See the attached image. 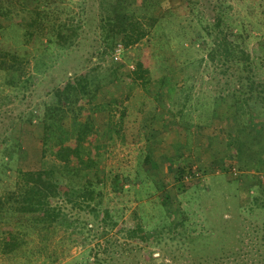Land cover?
Returning <instances> with one entry per match:
<instances>
[{"label":"rangeland","instance_id":"374dc122","mask_svg":"<svg viewBox=\"0 0 264 264\" xmlns=\"http://www.w3.org/2000/svg\"><path fill=\"white\" fill-rule=\"evenodd\" d=\"M214 1L70 0L74 11L78 5H84L87 21L83 24L80 43L67 54L64 66H80L69 69V74L98 72L103 79L93 102L83 109L96 125L84 144L83 152L89 156L93 149L91 146L97 145L96 151L102 156L104 165L101 164V170H91L87 175L59 172L58 186L64 199L73 197L76 188L83 191L85 200H90L91 192L96 195L98 190L103 191L102 205L115 210L117 224L104 236L94 233L83 236L82 233L78 239L72 240L71 246L66 243L69 242L68 237L64 238V243V233L55 234L49 246L40 251L36 249L43 242L35 236L34 242L21 246L18 251L1 253L0 264H196L197 258L218 264V255L229 252L225 249H237L238 240L248 243L260 239L264 231V163H257L247 171L239 170L234 157L236 133L232 98L227 97L228 102L223 100L218 105V73L209 78L211 66L199 68L196 62L179 68L173 76L175 82L178 81L179 85L183 82L182 76H188L191 84L183 87V93L178 87L171 89L169 83L160 87L156 82L165 65L173 60L174 53L184 55L178 59L181 61L191 48L194 49L188 39L181 45L177 41L180 37L169 41L167 36L189 23L197 25L199 9L206 11L211 18ZM224 1L231 5L232 16L248 15L256 24L264 20V0ZM116 11L132 13L137 21H142L147 33L134 42L118 37L111 49L101 53L97 49L104 46V39L99 23L102 16ZM150 17L154 18L153 24L147 21ZM159 17L161 19L156 22ZM262 27L264 29L263 24ZM254 31L260 36L263 34L261 29ZM193 41L196 49L206 47L204 39ZM117 43H121L123 48L119 58H115L113 53ZM248 47L251 52H254L253 48L257 49L254 70L264 81V44L255 43L253 39ZM42 55L50 67L55 64L52 51ZM140 61L145 68L143 76L136 73ZM59 75L55 71L47 79L60 80ZM48 84L45 81L35 87L36 92L43 93ZM160 91L169 94H164L162 102L157 103L155 97ZM4 92L9 98L13 95V89L6 88ZM184 94L189 98L185 99ZM36 95L30 96L36 100ZM176 97L178 99L174 102ZM9 98L0 100V131L5 127V131L0 133V145L3 137H6V143L14 136L29 151V154L22 153L15 165L36 168L55 162L62 168L67 154L54 152L49 146L42 156L41 124L35 118L30 123L26 116L20 114L24 106L16 97L13 100ZM143 100H147L143 111L158 104L157 116L153 120L144 118L148 124L143 128L139 126L142 131L138 133L141 129L133 120L134 117L138 121L144 117L143 112H136L143 106ZM204 100L210 103L211 108ZM169 102L173 106L171 113L165 106ZM124 114L117 128L121 133L112 135L111 119ZM258 121L257 127L264 129V117H259ZM75 144L72 141V145ZM260 152L264 158V147ZM4 155L7 157L9 154L6 151ZM73 163L78 165L77 161ZM183 165L190 167L194 175L180 181L176 178L177 170ZM64 203L66 211L81 218V225L85 221H99L97 216L86 212L87 207L80 208L70 201ZM164 203L165 206L172 205L174 210L176 206L179 212L169 215ZM182 217L184 224L180 225ZM169 221L175 227L167 226ZM138 222L143 230L137 231L135 237L117 230L135 227ZM101 227L102 224H98L96 228ZM248 257V252H245L239 258L247 261L246 264H264L263 253L255 260Z\"/></svg>","mask_w":264,"mask_h":264},{"label":"trees","instance_id":"16d2710c","mask_svg":"<svg viewBox=\"0 0 264 264\" xmlns=\"http://www.w3.org/2000/svg\"><path fill=\"white\" fill-rule=\"evenodd\" d=\"M0 2H2L0 3V89H2L0 100L9 98V95L4 92L6 88L13 89L12 96L24 106L20 114L26 116L30 123L35 118L41 124L42 156L45 148L49 146L53 147L54 152L67 154L62 168L55 162L36 168H22L15 163L22 153L29 154L28 149L23 148L19 138L16 140L13 136L6 143L4 141L6 137L2 138L0 145V254L18 251L21 246L34 242L35 236L43 242V245L36 249L37 251L48 247L53 235L59 233H64V243V238L68 237L66 239L69 242L66 243L69 246L72 240L78 239L82 233H84L83 236L90 233L104 236L114 224H117L115 210L102 205L105 198L104 192L98 190L96 195L91 192L90 200H85L83 191L76 188L73 197L64 199L61 198L57 180L59 172L68 171L70 175L80 173L87 175L91 170H101L104 165L102 156H99V152L96 151L97 145L91 146L93 148L91 155L87 156L83 152L89 134L96 127L94 121L83 109L86 104L90 105L93 102L103 79L98 72L75 74L70 72L69 74V69H78L80 66H64L67 62V54L80 43L83 24L87 21L84 15L85 7L80 4L74 11L70 0H0ZM230 8L231 5L224 0H215L212 3L211 18L206 15V11L199 9L197 25L189 23L185 27L181 26L178 30L172 31L167 36L169 41L174 37H180L177 41L182 45L183 40L188 39L194 49L191 48V52L187 53V57L181 61L178 59L184 55L177 56L174 53L173 60L165 65V73L163 71L156 77V82L160 87L164 83H169L168 86L171 89L178 87L183 93V87L186 84L191 86V84L187 80L188 76H182L183 82L178 85V81L175 82L173 77L176 71L195 62L199 68L210 65L209 78L213 77L214 73H218V105L223 100L228 102L227 97L232 98L231 106H233L236 133L234 157L239 170L247 171L254 168L257 163H264V158L260 155V149L264 147V129L257 127L259 117H264V81L254 70L257 49L253 48L254 52H251L248 47L253 39L255 43L264 44V39H261L264 35L262 27L264 20L256 24L248 15L232 16ZM160 19V17L156 19V22ZM148 20L153 24L154 18H147ZM99 25L104 39V46L97 49L101 53L111 49L118 37L134 42L147 33L142 21H137L132 13L125 11H116L102 16ZM257 29L263 31L261 36L254 31ZM191 39L196 41L204 39L206 47L196 49ZM51 51L54 53L56 62L50 67L42 53L48 55ZM165 57L168 58V56ZM144 69L140 61L136 73L141 76ZM55 71L60 74V80L47 79V76ZM68 75L71 76L68 77ZM206 76L208 78V75ZM45 81L49 84L45 85L43 93H37L35 87H39ZM29 91L30 95L37 94L36 100L31 98ZM164 94L168 95L169 92L160 91L155 97L157 103L162 102L161 98ZM12 96L9 100H13ZM184 97L189 98L187 94H184ZM177 99L176 97L173 101ZM142 102L143 106L138 107L136 112H143L144 117H140L139 121L137 117H134L133 120L139 124L138 128L145 127L148 124L147 120H153L157 116L158 104L143 111L147 106V100ZM204 102L211 108L207 100ZM166 104L167 110L171 113L172 102H169V105ZM125 115L111 119L112 135L121 133L117 128ZM3 131L5 127L0 133ZM141 131L142 129L138 133ZM72 141L76 144L72 145ZM6 151L9 154L7 157L4 155ZM73 161H77L78 165ZM177 171L176 178L180 181L194 175L192 169L184 165ZM111 181L115 182L113 179ZM66 201L78 204L80 208L87 207L86 212L91 216L92 214L97 216L96 219L99 221L97 223L85 221L81 225L83 222L80 221L79 216L65 210L64 202ZM91 201L94 203L91 204ZM171 206L167 205L165 208L172 216V213L179 212V209L175 206L174 210ZM183 219L182 217L180 225L184 224ZM98 224H102L100 229L96 228ZM167 226L175 227L170 221ZM117 230L125 232L126 236L135 237L137 231H142L143 227L138 222L135 227H123ZM238 241L240 243L237 249H225L229 252L218 255L216 259L218 264L222 262L223 264H246V256L245 260L239 258L245 252L249 254L248 259L252 260H255L260 253L264 254V231L257 241L251 240L248 243L241 239ZM68 245L65 247L68 248ZM197 259L199 260L196 264H212L200 258Z\"/></svg>","mask_w":264,"mask_h":264},{"label":"built area","instance_id":"2783aa9c","mask_svg":"<svg viewBox=\"0 0 264 264\" xmlns=\"http://www.w3.org/2000/svg\"><path fill=\"white\" fill-rule=\"evenodd\" d=\"M122 45H121V43H117L116 45H115V47H114V57L115 58H119L120 57V53H121V51H122ZM235 171H237L238 172V170H235ZM186 178H188V177H186Z\"/></svg>","mask_w":264,"mask_h":264},{"label":"crops","instance_id":"0c3cea01","mask_svg":"<svg viewBox=\"0 0 264 264\" xmlns=\"http://www.w3.org/2000/svg\"><path fill=\"white\" fill-rule=\"evenodd\" d=\"M219 159V158H218Z\"/></svg>","mask_w":264,"mask_h":264}]
</instances>
